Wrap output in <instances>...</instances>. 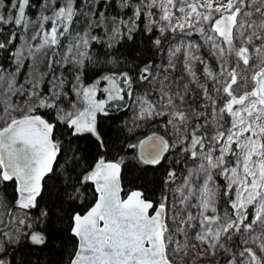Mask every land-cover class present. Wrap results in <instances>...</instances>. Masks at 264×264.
Returning <instances> with one entry per match:
<instances>
[{
	"label": "snow or ice",
	"instance_id": "obj_1",
	"mask_svg": "<svg viewBox=\"0 0 264 264\" xmlns=\"http://www.w3.org/2000/svg\"><path fill=\"white\" fill-rule=\"evenodd\" d=\"M53 251L264 264V0H0V264Z\"/></svg>",
	"mask_w": 264,
	"mask_h": 264
},
{
	"label": "trees",
	"instance_id": "obj_2",
	"mask_svg": "<svg viewBox=\"0 0 264 264\" xmlns=\"http://www.w3.org/2000/svg\"><path fill=\"white\" fill-rule=\"evenodd\" d=\"M34 2L39 3V0H34ZM79 19V18H78ZM83 25H85V27H87V21L84 20L79 24H76L75 27H83ZM143 39V38H141ZM141 48L143 49V44H141ZM115 115L123 117V118H127L124 113H115ZM140 176V173L137 172H132L130 171L128 174V180L125 181V183H128L129 181H134V184H131L130 186H136V184L139 185H147V186H151L150 182L151 180L154 178L153 174L150 172L147 176L137 180V177ZM91 200V197H89V201ZM33 259H36V257H33ZM43 259L45 261L51 260L53 261V264H56V262H58L61 257L58 255L57 251H53L51 254L45 253L43 256Z\"/></svg>",
	"mask_w": 264,
	"mask_h": 264
},
{
	"label": "rangeland",
	"instance_id": "obj_3",
	"mask_svg": "<svg viewBox=\"0 0 264 264\" xmlns=\"http://www.w3.org/2000/svg\"><path fill=\"white\" fill-rule=\"evenodd\" d=\"M37 11H38V9H30V10L28 11V14L32 17L33 20L36 19ZM47 14H50V11H49V13H47ZM36 27H37V26H35V25L29 27V29H28L26 35H27L28 37H31V36L34 34V32L36 31ZM84 28H86L85 25H83V27H77V30L82 31Z\"/></svg>",
	"mask_w": 264,
	"mask_h": 264
}]
</instances>
